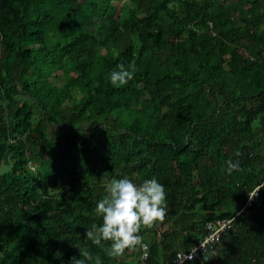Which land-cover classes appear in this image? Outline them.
I'll list each match as a JSON object with an SVG mask.
<instances>
[{
	"label": "trees",
	"instance_id": "1",
	"mask_svg": "<svg viewBox=\"0 0 264 264\" xmlns=\"http://www.w3.org/2000/svg\"><path fill=\"white\" fill-rule=\"evenodd\" d=\"M121 64L134 76L114 87ZM8 154L0 264H71L75 246L124 264L85 236L102 224L105 182L123 177L166 192L165 219L140 230L149 263L234 215L235 232L184 264H264V197L236 215L264 180V0H0V160ZM229 159L240 170L229 174ZM168 222L162 251L155 226Z\"/></svg>",
	"mask_w": 264,
	"mask_h": 264
},
{
	"label": "clouds",
	"instance_id": "2",
	"mask_svg": "<svg viewBox=\"0 0 264 264\" xmlns=\"http://www.w3.org/2000/svg\"><path fill=\"white\" fill-rule=\"evenodd\" d=\"M119 70H112L109 80L114 87L126 85L133 79L134 73L118 65ZM240 153L237 151L236 156ZM226 171L240 170L239 160L226 162ZM261 188L249 193V199L256 197ZM106 196L100 199L95 207V215L102 218L100 226L93 225L86 230L85 236L95 245L110 242L106 248L109 257H121L126 250H135L143 245V237L139 235L141 226L152 227L165 219L167 212L166 192L164 186L155 178L145 179L136 184L128 177L111 179L105 182ZM79 258L72 257L71 264H102L99 256L93 257L90 251L79 246Z\"/></svg>",
	"mask_w": 264,
	"mask_h": 264
},
{
	"label": "built area",
	"instance_id": "3",
	"mask_svg": "<svg viewBox=\"0 0 264 264\" xmlns=\"http://www.w3.org/2000/svg\"><path fill=\"white\" fill-rule=\"evenodd\" d=\"M261 188L257 193L256 197L249 199L247 196L241 206L238 208L236 213L239 214L247 207L256 206L259 207L263 201L264 197V180H261L248 192L254 193L256 189ZM236 216L226 217V218H216L212 221L206 223V232L203 234L202 238L198 240L196 244L191 246L188 250H177L172 261L165 262L163 264H184L192 261L199 253L207 254L210 253L217 242H219L221 236L228 230L236 231L238 225L235 223ZM140 235V233H139ZM144 246H139L140 258L137 264H153L148 262L150 256L148 244L143 242Z\"/></svg>",
	"mask_w": 264,
	"mask_h": 264
},
{
	"label": "crops",
	"instance_id": "4",
	"mask_svg": "<svg viewBox=\"0 0 264 264\" xmlns=\"http://www.w3.org/2000/svg\"><path fill=\"white\" fill-rule=\"evenodd\" d=\"M3 163L5 162H2L0 160V165ZM155 230L157 231L156 241L163 251L164 243H166L167 239L169 238L167 236L173 233L176 230V228L173 226L171 222H168L163 225L161 223L157 224L155 226ZM173 244L174 246L171 252H174V251L176 252L177 250H184L179 240H175ZM119 260L123 262L124 264H137L139 261L138 247L135 250H126L123 256L119 258Z\"/></svg>",
	"mask_w": 264,
	"mask_h": 264
},
{
	"label": "water",
	"instance_id": "5",
	"mask_svg": "<svg viewBox=\"0 0 264 264\" xmlns=\"http://www.w3.org/2000/svg\"><path fill=\"white\" fill-rule=\"evenodd\" d=\"M15 161L11 158V154H8L6 162L0 165V175L9 173L12 171Z\"/></svg>",
	"mask_w": 264,
	"mask_h": 264
},
{
	"label": "rangeland",
	"instance_id": "6",
	"mask_svg": "<svg viewBox=\"0 0 264 264\" xmlns=\"http://www.w3.org/2000/svg\"><path fill=\"white\" fill-rule=\"evenodd\" d=\"M116 4L119 6L121 4V8H120V12L122 11V7L124 6L125 2L123 3H120V2H116ZM122 13V12H121ZM63 80V76L61 75L59 78L55 79L54 81L58 84H60V82ZM55 129H58L57 126H50L49 127V130L52 131V130H55Z\"/></svg>",
	"mask_w": 264,
	"mask_h": 264
}]
</instances>
